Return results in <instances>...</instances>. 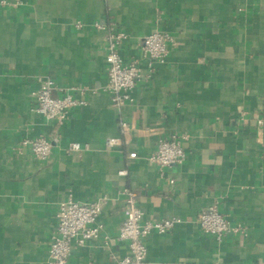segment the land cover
Here are the masks:
<instances>
[{
    "label": "crops",
    "instance_id": "0c3cea01",
    "mask_svg": "<svg viewBox=\"0 0 264 264\" xmlns=\"http://www.w3.org/2000/svg\"><path fill=\"white\" fill-rule=\"evenodd\" d=\"M21 2L0 7V264H49L60 203L100 196L104 229L74 246L69 264H116L110 256L128 251L118 239L123 189L137 193L143 221L183 220L147 238V264H264V0ZM111 27L128 34L120 52L139 58L144 74L143 38L158 31L174 39L121 108L101 91ZM39 77L99 92L59 125L32 109ZM122 122L123 144L107 147L122 137ZM55 134L61 139L47 161L20 146ZM173 136L186 137V158L161 172L148 158ZM70 142L89 148L69 152ZM211 206L247 233L222 241L205 234L196 220Z\"/></svg>",
    "mask_w": 264,
    "mask_h": 264
},
{
    "label": "built area",
    "instance_id": "2783aa9c",
    "mask_svg": "<svg viewBox=\"0 0 264 264\" xmlns=\"http://www.w3.org/2000/svg\"><path fill=\"white\" fill-rule=\"evenodd\" d=\"M21 0H0V7H18ZM76 28H82L83 23H75ZM98 29H105L101 23H96ZM107 84L101 91L110 95L113 105L121 108L125 103L132 102V91L140 81H149L155 74L158 65L163 64L169 54V46L174 39L167 33L153 32L142 40V54L146 60L148 71L144 74L141 69L140 59L133 57L126 60L120 49L128 40V34L111 27L108 35ZM90 92L96 94L97 89L87 87H72L64 89L59 87L52 79L39 77L36 86L31 91L32 109L43 115L48 120H53L59 125L65 123L71 116V112L78 107L87 104L85 95ZM78 95L75 96L74 94ZM260 125L262 120L258 122ZM122 137H110L106 140V146L114 148L123 144V138L128 134L129 126L126 122L121 123ZM186 137L173 136L158 142L157 149L148 160L155 164L162 172L165 168L181 165L186 158L183 139ZM59 134L51 138L38 137L26 138L21 142V148L30 147L34 157L39 161H47L52 154L53 148L60 142ZM89 148L88 144L82 146L76 142H70L67 146L69 152ZM130 158H136L137 153L129 154ZM122 174L125 172H121ZM125 199L126 217L122 223L118 239L127 242L128 251L124 257L118 258L115 254L110 256L116 264H147L148 248L147 238L156 233L161 236L167 235L183 220L178 217L164 218L156 221H143V212L138 203L137 193L131 189L118 191ZM107 196H100L91 202L80 204L72 198H68L59 205L57 213V225L49 244V264H69V259L74 246H82L88 240L101 234L104 225L98 222ZM196 222L202 231L222 241L225 237L235 234H246L248 228L241 224L233 225L215 206L203 210L197 217Z\"/></svg>",
    "mask_w": 264,
    "mask_h": 264
}]
</instances>
